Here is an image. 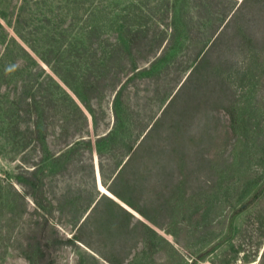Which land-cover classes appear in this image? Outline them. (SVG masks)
<instances>
[{"label": "rangeland", "instance_id": "1", "mask_svg": "<svg viewBox=\"0 0 264 264\" xmlns=\"http://www.w3.org/2000/svg\"><path fill=\"white\" fill-rule=\"evenodd\" d=\"M0 22V264H264V0H0ZM111 56L118 111L136 119L113 185L138 210L102 184L95 147L26 195L14 175L45 155L31 94L49 109L47 151L64 153L78 116L48 75L72 94L53 67L75 80ZM115 94L93 95L84 138L113 128ZM127 149L105 150L107 173Z\"/></svg>", "mask_w": 264, "mask_h": 264}, {"label": "trees", "instance_id": "2", "mask_svg": "<svg viewBox=\"0 0 264 264\" xmlns=\"http://www.w3.org/2000/svg\"><path fill=\"white\" fill-rule=\"evenodd\" d=\"M2 14V17L4 18V14ZM175 17L177 20H182V10L180 11H175ZM186 18L183 20L184 24L186 23ZM0 27L3 31H5V28L3 24L0 22ZM187 31V28H186ZM17 35L22 38L23 40L26 38L24 35L19 31V29H16ZM6 34V33H5ZM9 43L11 45H14L16 50H18L21 54L26 57L34 68L39 69L41 74L45 73V69L42 67V65L39 63L38 59H36L31 52L21 45L15 37H10ZM10 45V46H11ZM29 47L37 53L38 57L45 62L47 65H51V59L47 56L42 55L41 53H38L37 49L32 45L29 44ZM174 49V46L171 47V50ZM10 50V47H9ZM9 51L7 55L10 53ZM170 52V51H169ZM176 54L173 53V56ZM5 59H8L5 57ZM12 60V59H10ZM162 60V58H160ZM159 60V61H160ZM154 64V65H153ZM151 63L152 69L158 65V62H153ZM123 65V61H121L119 58L114 59V56H111L105 64L101 67L100 70L97 71V73H90L87 77H75L74 79H70L66 74H63L59 70L55 69L53 67V71L55 74L61 79V81L65 84V86L72 92L70 94L66 89H64L61 84L53 79L51 75H48V78L53 80L54 85L59 89L61 92L60 95L64 100L70 101L74 105V112L78 116V118H73L69 120V129H71V133H66L65 138L66 139V144L64 153H60L57 156H53V154H50L48 150V145L45 141L46 139V129H48V124H46L45 118L49 115V109L45 105H38L35 99L34 94H31L32 100L35 101L36 108L39 107L40 109L38 110L37 114V130L38 132V139L41 140V144L43 146V149L45 150V155L44 158L42 159L43 164L42 165H34L35 168L30 170V169H24L21 170V172H18L14 175V178L18 184H20L22 187L25 188L26 190V195L31 194L35 200H38L37 198L39 197L38 194L40 193L44 183V176L49 175V174H56L58 173L61 169L59 168L61 165V162H64L65 157L69 158L73 153H75L78 148H89V150L92 151V149L95 147L96 153L99 158V173L101 177V182L102 184L107 187L108 190H110L114 195H117L124 201H126L129 205L137 209V206L128 201L120 192L114 187V183L117 182L118 178L120 177L119 175L122 173L124 170V167L128 163V161L131 158V152L134 150V145L135 143H129V140L126 141V139H123L121 137L123 131H128L132 125L134 124L136 126V119L134 120L133 117H130L128 114H122L120 111H118V108H120V104L122 103V93H123V85L119 87L121 84V81H119V73L120 69ZM139 67L137 65L132 66V70L135 72H139L141 69H138ZM138 69V70H137ZM33 74L29 73L26 76V79L31 80V76ZM71 76V75H70ZM72 78V77H71ZM30 83V82H29ZM27 86V85H26ZM119 87V88H118ZM118 88V89H117ZM104 89L116 91L115 97H114V109L116 113V119L113 125V128H111L109 131H107L105 134L99 135L95 142H93L91 139H86L83 136H85V133H89V118L87 115L88 113L91 115L94 128L96 129L97 127V119L95 115V110L93 106L91 105V99L93 98V95L99 94L102 92ZM27 90H25L26 92ZM96 96V95H95ZM98 96V95H97ZM25 97H29V93H25L24 95L22 94L19 97V100L21 101L24 100L25 102ZM46 104V103H44ZM34 105V106H35ZM28 106L29 103H28ZM26 107V111H28L30 108ZM127 117V118H126ZM77 136L76 141H74V137ZM126 145L128 146V149L125 152V156H129L127 161L124 162V158H122L120 161L116 162L110 173H107L106 170V161L103 160V156L105 154V150H113L115 147L119 145ZM81 146V147H79ZM109 162V160H108ZM59 168V169H58ZM120 168V169H119ZM126 174V172H125ZM124 174V175H125ZM124 177V176H123ZM123 179L128 180V174L125 176ZM112 181L109 183L108 181ZM29 188V189H28ZM35 189V191H33ZM32 190V191H30ZM51 193H53L51 191ZM56 195V194H55ZM39 206H44L41 202H38ZM138 210V209H137ZM50 212V210H49ZM140 212V211H139ZM47 244V243H46ZM43 255H45V252H42ZM264 257V253L263 256ZM47 264H52L51 259H47Z\"/></svg>", "mask_w": 264, "mask_h": 264}, {"label": "water", "instance_id": "3", "mask_svg": "<svg viewBox=\"0 0 264 264\" xmlns=\"http://www.w3.org/2000/svg\"><path fill=\"white\" fill-rule=\"evenodd\" d=\"M98 174H99V171H98ZM100 190V189H99ZM106 194V193H105Z\"/></svg>", "mask_w": 264, "mask_h": 264}]
</instances>
